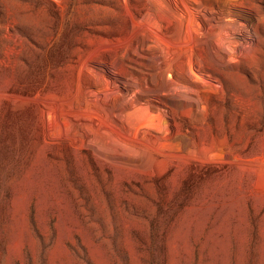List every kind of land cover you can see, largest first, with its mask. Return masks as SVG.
Wrapping results in <instances>:
<instances>
[{
  "label": "rangeland",
  "instance_id": "374dc122",
  "mask_svg": "<svg viewBox=\"0 0 264 264\" xmlns=\"http://www.w3.org/2000/svg\"><path fill=\"white\" fill-rule=\"evenodd\" d=\"M0 264H264V0H0Z\"/></svg>",
  "mask_w": 264,
  "mask_h": 264
}]
</instances>
